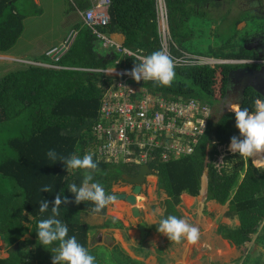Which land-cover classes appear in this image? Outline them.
<instances>
[{
    "label": "trees",
    "instance_id": "1",
    "mask_svg": "<svg viewBox=\"0 0 264 264\" xmlns=\"http://www.w3.org/2000/svg\"><path fill=\"white\" fill-rule=\"evenodd\" d=\"M163 2L167 44L173 57L202 55L226 59L249 53L242 46L236 48L238 52L231 51L227 46L234 41V32L242 30L238 25L244 21L235 17L227 28L224 21L232 18L229 17V9L235 4L240 6L250 2L255 5L262 0ZM71 3L67 4V11L70 8L85 11L92 5L90 0H73ZM223 4L227 6L225 10H220ZM40 13L34 0H0V55H12V48L21 39L24 19ZM107 15L109 22L100 31L122 34L125 37L124 48L145 56L160 51L162 38L158 27L157 0H110ZM191 19H203L207 38H220L221 41L224 37L226 42L222 45L225 46H212L206 54L195 53L187 44L196 31L187 25ZM79 27L82 30L69 50L57 61L47 62L62 69L24 65L27 60L18 59L16 66H24H17L19 69L0 77V236L8 251L6 258H0V264H34L33 252L42 247L37 241L36 224L51 213L57 194H61L62 199L58 218L68 225L69 235H76L85 246V228L79 225L75 216L80 210L91 209L92 204L75 203L74 194L68 191L70 183L79 186L83 177L79 172L71 174L61 161H50L46 156L49 149L64 156L93 153V159L98 164L94 180L103 185L106 193L121 177L124 167H132L133 171L138 168L134 164L109 161L94 152L96 140L93 127L99 121L103 75L84 69L110 67L119 55L110 50L105 53L100 52L103 49L96 51L99 39L83 22ZM125 64L136 67L137 62L127 58ZM174 67L176 76L171 85L151 83L145 86L163 96L201 99L211 106L224 101L227 72L231 66ZM256 98L262 99L253 90H247L240 107L251 110ZM233 136L239 138L235 114L225 113L216 122L209 123L206 134L191 155L153 167L159 186L173 200L182 191L197 195L202 182L206 185L207 198L224 202L231 197L230 210L241 220V228L233 239L243 243L249 241V235H255V243L264 249V167H255L239 154L220 155L219 147L228 146ZM45 184L51 186V192L40 191ZM64 197L68 198L67 203L63 202ZM40 200L49 202L44 216L39 214ZM26 235L29 237L24 238ZM28 246H33V250L28 251ZM254 254L257 257L249 255L242 264H262L261 254ZM38 263L41 264L40 261Z\"/></svg>",
    "mask_w": 264,
    "mask_h": 264
},
{
    "label": "crops",
    "instance_id": "2",
    "mask_svg": "<svg viewBox=\"0 0 264 264\" xmlns=\"http://www.w3.org/2000/svg\"><path fill=\"white\" fill-rule=\"evenodd\" d=\"M34 1L39 7L46 2L51 9L57 8V5L60 8L62 4V0ZM71 2L73 0H63L64 13L62 18L60 16L57 19L51 18L49 37H40L39 35L42 33L35 32L38 37L30 44L31 48L25 56H20L17 60L26 59L28 62L44 64L41 60L47 58L46 52L51 48H59L66 44L67 38L73 32L74 36L70 43L75 41L77 34L82 30H79V26L82 23L81 13L83 11L77 8H70L67 11V4H72ZM41 14L24 19L23 36L26 23L31 21L32 25H39L37 19L41 17ZM56 20L57 25L59 24L58 27H54ZM241 25L238 27L239 29H244L246 26L244 22ZM105 34L117 44L123 45L125 42V37L120 33ZM22 35L20 38L23 37ZM44 40L51 42L44 43ZM35 41L41 42L42 46L35 45ZM16 45L12 48L13 50ZM69 45L60 57L69 50ZM8 58L11 61L15 60L16 57L10 54ZM247 85L249 86L248 83ZM241 104L237 105L240 107ZM212 143L214 142L212 141ZM229 146L230 143L226 147H219V154L224 155V157L233 155ZM262 157L263 160L259 162L257 157L246 159L255 167H264V153H262ZM141 166H138L134 171L131 167L128 172H123L106 194L125 193L129 195L133 185L126 182L123 177L137 176ZM150 169L151 173L145 176L141 185V193L137 197V207L141 211L139 217H133L130 205L120 199H111L99 213H93L91 209H83L76 214L75 217L79 225L85 228V246L96 255L97 264H242L249 255L253 258L257 257L255 252L261 254L264 263V249L255 243V235H249V241L243 243L233 239L235 233L241 228V220L238 215L230 210L231 197L224 202L207 198L206 185L202 182L200 192L197 195L182 191L177 199L173 200L167 191L159 186V179L154 167H150ZM169 214L180 216L197 227L200 231L199 241L195 244H190L186 240L176 243L157 232L158 219ZM140 222L145 224L142 232L138 229ZM28 237L29 235L24 236V238ZM27 250L32 251L33 246H28ZM48 251L51 253L50 249ZM42 254L43 252L39 251L33 252V263L39 264L40 261L41 264H52L53 254L51 253L50 256L47 253L48 257H43ZM7 256V248L4 242L0 241V258Z\"/></svg>",
    "mask_w": 264,
    "mask_h": 264
},
{
    "label": "built area",
    "instance_id": "3",
    "mask_svg": "<svg viewBox=\"0 0 264 264\" xmlns=\"http://www.w3.org/2000/svg\"><path fill=\"white\" fill-rule=\"evenodd\" d=\"M90 1L91 7L81 14L84 25L102 41L103 47H113L119 55L111 67L87 70L103 75L99 121L93 127L94 152L115 163L138 166H155L191 155L206 134L209 123L213 122L212 106L201 99L163 96L145 86L153 82L132 78L129 73L134 67L126 65L125 60L133 58L138 63L145 55L124 48L100 31L109 22L110 0ZM157 16L158 27L159 21H164L163 29L159 30L162 38L160 51L171 58L174 66H212L216 63L201 56L173 57L167 44L163 0H157ZM56 52V48L51 49L46 56Z\"/></svg>",
    "mask_w": 264,
    "mask_h": 264
},
{
    "label": "clouds",
    "instance_id": "4",
    "mask_svg": "<svg viewBox=\"0 0 264 264\" xmlns=\"http://www.w3.org/2000/svg\"><path fill=\"white\" fill-rule=\"evenodd\" d=\"M73 36L74 32L73 35L71 34L68 38L66 44L56 48L58 52L52 54L50 57L46 56V54L45 56L55 61L54 57L59 58L62 52L67 50L66 48L70 44ZM201 57L214 60L216 62L214 65L228 64V66L232 68L241 65L247 66L252 64V59H255L251 56L226 59L202 55ZM261 61L262 68L264 69V58H262ZM39 65L48 68H61L50 63ZM87 70L88 69H84V71ZM129 74L137 81L143 79L144 81H151L158 86L171 85L176 76L175 67L171 58L162 51H154L149 55L140 57L136 67H134ZM228 102L229 107L235 113V126L239 131V138L236 136L231 138L229 146L230 151L244 158H252L257 154L264 153V99L256 98L251 110L248 107H239L234 102V98L229 99ZM93 155L94 154L91 152H86L82 156L76 154L64 156L58 154L54 149H49L46 153L50 161L54 163L57 161L63 162L65 169L71 174L79 172L80 175H82L83 179L80 185L78 186L76 183H70L68 185V191L74 194L75 203L91 202V211L93 213H99L113 197L106 194L103 185L99 181L94 180L98 164L94 161ZM118 163L121 164L120 162ZM148 166L149 168L153 167L152 165ZM51 190V186L47 184L40 188V191L44 192H51ZM63 202L67 203L68 198L64 197ZM61 203V194H57L53 201L51 213L47 215L46 218L37 221L35 233L39 245L46 250L50 249L53 254L52 264H97L96 255H94L89 248L80 243L76 235H69L68 225L58 218L60 215ZM48 208L49 202L47 200H40L39 214H41V216H44L43 214L46 213ZM156 231L165 235L170 241L176 243L186 240L190 244H195L200 239V231L197 227L188 223L184 218L173 214L161 216L156 224Z\"/></svg>",
    "mask_w": 264,
    "mask_h": 264
},
{
    "label": "rangeland",
    "instance_id": "5",
    "mask_svg": "<svg viewBox=\"0 0 264 264\" xmlns=\"http://www.w3.org/2000/svg\"><path fill=\"white\" fill-rule=\"evenodd\" d=\"M44 2V1H43ZM227 4H223L220 8V10H225ZM235 6L239 9V11L237 10V8H235ZM235 6L230 7V13H229V17L232 18H228V20L226 19L224 21V24L226 26V28L232 24L231 20L235 17H238L242 22L244 21L246 26L244 29L239 30L234 32V34L232 36H234V41L230 42L229 45L227 44V46L229 48H231V51H235L234 49H236L238 46H242L243 49L247 50L246 48H244V43L246 41V34H248V37L251 34H255V33H260L261 29L264 27V19L262 18H258L256 17V14H254L253 9H257L256 6H246L245 5H240L238 6L237 4H235ZM40 8L41 11V17L38 18L37 20L39 21V25H32L31 21H28L26 23V29H25V34L24 36L18 41L14 51H11L10 53H12V55L16 58H14L15 60H9L8 56L2 55L0 56V77L2 75H4L7 72H11V71H15L16 69H19L17 66H21L20 68H22L24 65H28L30 63H23L24 65H14L15 62H17V58L20 56H25L26 52L31 48L30 44L32 43V41L35 40L36 37H38V35L35 33H39L41 35H39L40 37H49L48 33H49V29H50V24L52 23V19L53 18H58L60 16V18H62L63 15V10H64V5H63V0H62V4L61 7L59 8V6L57 5V8H50L49 4L44 2ZM247 8H250L252 10H246ZM244 11V12H240V11ZM264 11V8L262 9ZM71 16V15H70ZM52 18V19H51ZM163 25H164V21L160 20L159 21V30L161 31L163 29ZM188 27L190 29H195L196 31L194 32V36L192 38H189L187 40V44L188 46L192 47L191 49L197 53H201V54H206L210 48H212V46L218 45L220 46H225L222 45L223 43L226 42L224 37H221V41L220 38L215 39V40H211L209 38H207L208 35V31L204 25L203 19L200 21V19H191V22L189 24H187ZM59 24L57 25V20L55 21L54 27H58ZM239 27H241L242 25L239 24ZM37 29V30H36ZM198 29V30H197ZM238 29V28H237ZM36 30V31H35ZM230 32V34L233 33L232 29L229 28L228 30ZM69 37V36H68ZM224 38L225 41L222 42V39ZM68 39V38H67ZM164 39H166V34ZM50 40H44V43H50ZM71 44V43H70ZM214 44V45H213ZM35 45H39L40 47L42 46L41 42H37L35 41ZM51 47V46H50ZM103 49V50H101ZM96 51H100L101 53H105L107 51H114L113 47H103L102 46V41L99 40V43H97ZM195 52V53H196ZM30 53V52H29ZM105 55V54H104ZM29 60L31 58H28ZM41 61L43 62H48L49 59L45 58L42 59ZM23 62V61H21ZM43 66V65H42ZM46 67V66H43ZM215 104L216 107H215ZM212 106V111H213V121L216 122L223 114L225 113H234L231 108L229 107L228 104H225L224 101H220L218 103H215ZM235 114V113H234ZM251 160V159H250ZM129 167H124L123 172H128ZM127 174V173H126ZM39 252H43L42 256L43 257H48V254L51 253L48 250L45 249H38Z\"/></svg>",
    "mask_w": 264,
    "mask_h": 264
},
{
    "label": "flooded vegetation",
    "instance_id": "6",
    "mask_svg": "<svg viewBox=\"0 0 264 264\" xmlns=\"http://www.w3.org/2000/svg\"><path fill=\"white\" fill-rule=\"evenodd\" d=\"M246 6H256L257 9H253L254 14H256V17L258 18L264 19V11L262 10L264 8L263 0L261 3L256 2L255 5H253V3L250 4V2H247ZM248 9L249 8H247L246 10ZM243 47L246 48L249 52L245 55L251 56L255 59H252V64H249L247 66L241 65L228 69L224 97V103L228 105V101L231 98H234V102L236 104L242 103L244 101L247 90H252V88L248 86L247 83H252L254 81L253 77L251 76L249 79H247V77L244 75L245 73L239 72H246L249 70L259 71L263 67L261 65V59L264 58V27L261 29L260 33L251 34L249 37L247 34L246 41ZM258 77L260 85L264 87V75L260 74L257 76V78Z\"/></svg>",
    "mask_w": 264,
    "mask_h": 264
},
{
    "label": "water",
    "instance_id": "7",
    "mask_svg": "<svg viewBox=\"0 0 264 264\" xmlns=\"http://www.w3.org/2000/svg\"><path fill=\"white\" fill-rule=\"evenodd\" d=\"M240 71V70H239ZM239 73H245V76L247 77V79H249L251 76L253 77L254 81L249 84V86L256 92L258 93L260 96H262V98L264 99V87L262 85H260V81H259V77L257 78L258 75L263 74L264 73V69L261 68L259 71H255V70H249L246 72H239ZM151 173V169L149 168L148 165H142L140 167L139 173L137 176L135 177H128V176H124L123 178L125 179L126 182H129L130 184H132V190L131 193L129 195H126L125 193L122 194H110L113 199H120L123 200L125 202H127V204L130 205L131 207V214L133 217L137 218L141 215V211L139 210V208L137 207V197L139 196V194L141 193V185L144 182L145 176L147 174ZM145 227L144 223H139L138 224V229L142 232L143 229ZM3 240V237L0 236V241Z\"/></svg>",
    "mask_w": 264,
    "mask_h": 264
},
{
    "label": "bare ground",
    "instance_id": "8",
    "mask_svg": "<svg viewBox=\"0 0 264 264\" xmlns=\"http://www.w3.org/2000/svg\"><path fill=\"white\" fill-rule=\"evenodd\" d=\"M255 157H257L258 159H257V161L259 162V161H261V160H263V157H262V154H257ZM255 157H252V158H255ZM260 164V163H259ZM263 164V163H262ZM262 166V165H261Z\"/></svg>",
    "mask_w": 264,
    "mask_h": 264
}]
</instances>
